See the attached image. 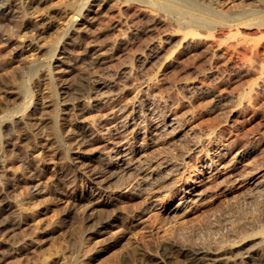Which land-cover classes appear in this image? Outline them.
<instances>
[{
  "label": "bare ground",
  "instance_id": "1",
  "mask_svg": "<svg viewBox=\"0 0 264 264\" xmlns=\"http://www.w3.org/2000/svg\"><path fill=\"white\" fill-rule=\"evenodd\" d=\"M48 1L0 0V21L3 22L7 17L11 21L12 19L10 17L18 9V11H21L19 13L29 17L42 4H47ZM87 1L68 0L64 4L68 10L62 7L63 10L58 8L59 10L53 11L54 13L51 12L52 14L50 15L53 17H58L66 13V11L70 12L67 16L68 23L65 26L66 35L74 29L75 24L78 22L77 20L80 19L79 15L86 8ZM120 1L115 2L118 7L114 9V13L108 19L111 27L120 28L121 31L115 41H112L113 43L106 48L105 51L107 53H112L115 49L117 50L119 47L124 46L125 43H128L129 40L133 39L141 31L140 26L137 27L135 24V26L131 23L123 24L122 21L124 19L122 14L124 13L122 12L130 7L128 3L132 0H125L128 2L125 7L119 3ZM134 1L139 3L158 2V6L162 10L169 12L173 16L177 27H168V29L166 28L151 37L145 42L142 49L135 54L132 61L120 62L114 68L105 66L98 74L85 75L87 77L85 79L83 77L84 74L80 77L77 75V77L73 80L70 79L68 82L65 90L67 95H72L74 99L78 97L77 95H83V104L80 103V106L77 105V107L75 105L77 103L74 102L77 111H79L78 113L83 110H91L95 111V113L94 115L91 114L92 118L87 125L85 123L68 125L65 127L66 130L62 129V134L64 135L63 131H66L69 138L78 145L92 140L94 136H98L104 142L103 147L99 149H90L89 151L85 150V152H81L87 158L86 164L83 160V163L77 162L74 155L69 158L66 147L62 146L66 140L63 141V136L60 135L59 120L66 118L64 115L71 113V111L68 112L70 107L64 106L61 101L60 90L58 91L56 87L50 64L47 63L48 65L46 64L44 67L41 63L28 65L29 81H31L32 75L35 74L37 84L44 85L42 86L43 88L47 86L48 93L41 102H36L34 100L36 98L34 97L35 93L29 94L26 81L21 80L18 83L17 91L23 94L22 99L27 102V105H23L24 107L21 110L25 111L28 108L27 106L34 102L32 105L33 109L27 114L34 115V113H37L42 119L39 121L49 119L52 122L51 132L55 138L53 139L56 140V143L59 142V144H56V148L55 150L53 149L54 152L52 153L53 155L61 153L63 155L61 157L65 159L69 158L68 163H71H69L68 167L66 165L65 167L59 165L61 168L59 167L58 174L61 180L62 178H67L66 176L70 172L68 171L70 169L76 171L73 173L74 178L77 175L79 177V174H83L87 178V183L92 184L89 193L85 195L84 199L87 201L86 210L89 211V220L95 219L94 221L98 224L96 227L92 221L93 225L89 223L91 225L89 227L93 226L92 228L95 230L106 228L109 224H112L113 218H115L116 202L125 197L144 195L147 200L138 212L133 213V217L147 208L162 212L165 218L169 220H172V218L178 215L184 216V214L190 211L200 210L203 212L202 222H192L193 224L190 222L191 224L189 226H186V223L185 226H180L171 233V241L168 247L169 252L173 256L172 259L175 260L174 263L230 264L226 262L227 257L230 258L232 255L236 256L237 253L239 254L243 251L241 247L237 250L234 247L239 246L247 238L255 236L261 237L257 239L258 242L264 240V213H262L263 209H261L264 206V134H257L245 143L236 144L235 141H226L225 138H221L222 130L219 124L215 125L216 123H212L202 127L189 126L187 121L193 118L194 115L192 112L191 114L178 113L176 111L178 103L175 102V104L172 101L170 103L168 99L169 95L166 96L163 94L164 88L168 89L171 81L169 82V86L162 85V91L157 89L158 84H160L159 80L163 82V76L159 77L154 72L151 73L152 70H149L148 66L159 61L161 64L165 54H168V51L173 52L177 47L187 48L195 43L197 45L198 42H211L209 45L212 48L211 56L206 58L205 65L202 67L199 75L209 81L211 79L221 80V66L218 67L217 65L216 67V65H212L215 64L212 63V60L222 55V52H217V50L220 48L224 36L234 37L235 41L232 43L233 45L229 46L231 52L228 50V54L229 52L230 54L222 64H224L223 66L225 68L227 67V72H229L227 74L228 76L233 74L237 77L248 76L249 78H247L248 80L246 82L244 81L245 83L243 82L244 84H241V87L238 86L240 88L235 93L228 91L219 93V95L215 94L216 96H214V100L219 105L226 106L227 104L226 108L228 110L226 112H228V115L226 120L231 125L232 122L236 121H234L236 115H234L235 109L232 106L228 108V104H244V106H247L252 96L260 97L264 95V62H256L253 56H244L245 50L249 51L251 55L258 54L259 47H262L261 44H249L248 42L251 41H249L250 39L248 37L252 33H264V15L252 14L249 9L250 7L246 8L247 6L245 7L243 4L232 11L224 9L221 6L220 0ZM89 2L91 3V1ZM262 2L264 3V0ZM133 9L135 11H145L151 23L162 21V18L152 10H146L141 7H135ZM24 16H21V18ZM95 16L94 14V18ZM125 18L127 17L125 16ZM22 21L24 22L23 19ZM46 22L40 20L38 25H43L45 27L44 30H46L51 26L46 25ZM81 24L82 28L87 27L86 24L82 22ZM22 25L24 24L22 23ZM123 25L124 27H121ZM148 27L151 26L149 25ZM197 27L204 29V36H201L196 31ZM33 28L35 27L33 26ZM10 29L4 22L3 24L0 23V33L5 35L4 39L11 38L13 31L11 32ZM78 30L74 29L72 33V35L75 34L73 36L75 42H80L83 39L82 34ZM208 37L211 38V41H204ZM58 41L59 39L55 40L48 46V49L44 50L51 55L54 54L58 46ZM173 42H178V45ZM33 43L28 42L24 45L33 51L39 47L37 43L35 45ZM16 47L19 51L18 54H21L22 50L19 49V45ZM36 50L39 52L42 48ZM98 60H100V57H97ZM223 70L225 71V69ZM39 71L41 73H38ZM132 78H136V82L138 80L137 87L127 100L122 101L121 97L130 88L131 84L129 85L128 82ZM186 78L188 79L190 76ZM186 78H181V80ZM164 79L166 78L164 77ZM201 79L199 81H182L176 87L180 92L182 91V94L187 97L186 99L194 95L202 96L209 93L210 90ZM217 80L215 82H218ZM224 80L222 79L221 81ZM164 93H167V91H164ZM24 95L26 97L28 96L27 99L25 98L26 100L24 99ZM68 98L65 99L67 100ZM71 99L73 98L71 97ZM107 106L110 109L103 110ZM0 111L2 110L0 109ZM23 111L21 113L24 115L25 112ZM46 111L50 113L48 117L43 116ZM239 111H241V108ZM22 116L16 118V120L12 119L14 120L13 122L12 120L10 121L12 122L9 127L11 129L10 131L27 129V126L30 128L38 124L37 121L34 122L36 119L31 122L30 120H24ZM39 116L37 115V117ZM3 119H7L6 114H0V121ZM222 122L218 123L222 124ZM33 128L27 130L28 135L35 136L42 133V141H48L50 139L47 136L48 131L45 130L46 132H43L41 129L39 132L38 130L41 127L37 131H34L36 129ZM42 128L45 129L44 127ZM7 135L5 133V138L8 136L11 137ZM23 137H26V135ZM5 138H2L0 131L1 189L5 188L6 185L9 186V184L12 186L19 185L17 184L18 180L19 182L27 183V187H31L37 179L34 176L35 172L31 163L27 160L20 159V163L24 171H26L24 178L20 179L15 174L12 175L13 171H11L12 173L9 176L6 175L4 162L8 154L6 155L4 153V148L9 142ZM39 145L41 146V144ZM49 148L51 147L49 146ZM192 155L195 156V161L193 160V163H189ZM59 160L57 162L61 161ZM63 163L66 164L64 160ZM82 164H85L84 168L81 167ZM188 169L189 173L186 174ZM72 180H76V178ZM217 195H220L219 199L213 201V197ZM0 201L1 205L6 209L11 208V204L3 201V198H0ZM17 209L19 210V208ZM23 209L25 210V208ZM124 214L127 217L129 216L128 212H124ZM100 215L105 216L104 220L96 221Z\"/></svg>",
  "mask_w": 264,
  "mask_h": 264
},
{
  "label": "rangeland",
  "instance_id": "2",
  "mask_svg": "<svg viewBox=\"0 0 264 264\" xmlns=\"http://www.w3.org/2000/svg\"><path fill=\"white\" fill-rule=\"evenodd\" d=\"M66 1L68 0H49L47 4H42L41 7L29 15V17L19 13L21 11H18V9L17 12H14L16 15L14 14L10 17V19H12L11 21L9 17L5 19L6 21L3 20L4 24H7L9 29L11 28V32L13 31L11 33V38H8L9 40L4 39L5 35L0 33V109L2 110L0 114H6L7 116L6 120L3 119L1 120L2 122L0 121V131L2 138H5V133L11 136L9 137L7 135L8 137L5 138L10 144L8 143L9 145L7 144L4 148V153L6 155L8 154L4 162V170L7 176L13 171L12 175L15 174L16 177L18 176V178L22 179L26 175V171H24L20 159L27 160L31 163L35 172L34 176L37 180H35L36 183L34 182L31 187H27V183L25 184V182L22 181L19 182V180L17 181L19 185H13L14 188L10 184L9 186L6 185L3 189L0 187V198H3V201L11 204V208L6 209L1 205L0 201V264H178V262L174 263L175 260L172 259L173 256L169 252L168 244L171 241V233L178 227L185 226L186 223V226H189L192 222H202L203 212L200 210L190 211L184 214V216L178 215L172 218V220H169L165 218L162 212L147 208L133 217V213L138 212L147 199L144 195L125 197L116 202L115 218H113L112 224H109L104 229L95 230L92 228L93 226L89 227V223L92 224L93 221L96 227L98 223L94 221L95 219L89 220V211L86 210L87 201L84 199L85 195L89 193L92 184L87 183V178L83 174H79V177L77 175V177H75L76 180H72L75 179L73 176V173L76 172L75 170L69 169L68 171L70 172L66 176L67 178H62V180L58 174L61 168L60 166H69L70 162L68 163V161L70 156L72 157V155H74L77 162H84L86 164L87 158L81 152H85V150L89 151L90 149H99L104 145V142L98 136H94L92 140L81 145L74 143L73 140L69 138L66 131H63L66 139L64 138L62 129L66 130L65 127L71 124L73 125L74 123H85L87 125L92 118L91 114L94 115L95 113V111L91 110H83L78 113L79 111H77L75 105L80 106V103H84L82 100L83 95H77L78 97L74 99L72 95L66 94L65 90L70 79L73 80L77 75H79V77L83 76L82 74H84L83 77L85 79L89 74H98L105 66L114 68L120 62L132 61L135 54L142 49L145 42L157 33L166 28L168 29V27H177V23L175 24L176 21L173 19V16L169 12L162 10L158 6V2L156 3L155 1L151 3H139L132 0L128 3L125 0H89L91 1L90 3L86 0V8L83 9L84 11L79 15L80 19L77 20L78 22L74 26L75 30L79 29L78 31L82 34L83 39L80 40V42H75V40H73L75 34L72 35L74 29L68 35L65 34V26L68 23L67 16L70 12L66 11L67 14L63 13L61 14L63 16L60 15L58 17L50 15L58 8L63 10L62 7H67L64 6ZM118 1H120L119 3L124 7L126 3L130 5L128 9L122 12L124 13L122 14L124 19L122 21L123 24H135L137 27L140 26L141 31L136 35L137 37H133V39L125 43L124 46L119 47L117 50L115 49L112 53H107L105 51L106 48L113 43L112 41H115L121 31L120 28L111 27L108 19L110 15L114 13V9L118 7L115 4V2ZM220 2L221 6L227 10H235L243 4L245 7L247 6L246 8L250 7L249 9L252 14L264 15V3L262 0H220ZM135 7L152 10L162 18V21L151 23L147 18L148 15L146 12L142 10L135 11L133 9ZM94 14L96 15L95 18ZM20 15L24 17L21 18ZM124 15L127 18H125ZM88 16L92 17L88 18ZM22 19L26 22L24 23ZM40 20L47 21L46 25L51 26L44 30L45 27L43 25H38ZM3 22L0 21L2 24ZM81 22L86 24L88 28L83 27V29ZM22 23L24 25H22ZM149 25L151 26L148 27L150 30L147 28ZM33 26L35 28H33ZM121 27H124V25ZM196 31H198L201 36L205 35V31L201 27H197ZM62 34L63 36H61ZM226 36H224L223 42L217 50V52H222V55L212 60V63H215L212 65H216V67L217 65L218 67L221 66L220 71L222 79L224 80L226 78V81H221L222 79H211L209 81L203 79L199 75L202 67L205 65L206 58L211 56L212 48L209 47L211 42H198L197 45H195V43L187 48L177 47L173 52L168 51V54H165V57L162 59L163 61L161 60V64L159 63L160 61L155 62L157 64H149L148 69L152 70L151 73L154 72L159 77L163 76V82L159 80L160 84H158L159 88L157 87V89L163 90V86H169L170 83L171 85L173 84L172 86L170 85L168 89L164 88L163 94L171 97L168 96L170 103L171 101L172 103H178V108L176 109L178 113L191 114L192 112L194 115L193 118L187 121L189 126L202 127L212 123H216L215 125L219 124L223 133H221L222 139L225 138L226 141L232 140L235 141L236 144H241L243 142L245 143L247 140H251L257 134H264V95L260 97L252 96L250 103L247 106L245 105L246 107L244 104H228V108L232 106L236 113H234V115H236L234 121H236L229 125L230 122L226 120L228 115V112H226L228 110L226 108L227 104L226 106H221L222 104L219 105V103L214 100V96L228 91L235 93L238 88L242 86L241 84H244L249 77H237L233 74H231V76L227 75L229 74V72H227L228 69L227 67L225 68L222 63L228 58L231 52L229 46L233 45L232 43L235 41V38L228 35ZM248 38L250 39L249 41H251L248 42L249 44H261L262 47H259L258 54L251 55L249 51L245 50L248 53L244 51V56H253L256 62H264V33H252ZM58 39V46L54 54L51 55L44 50L48 49V46ZM207 40L211 41V38L208 37L204 41ZM28 42H34V45L37 43L39 47L36 49L39 50L42 48V50L39 52H37L36 49L33 51L29 50L27 48L28 46L24 45ZM174 44L178 45V42ZM17 45H19V49L22 50L21 54H18ZM228 50L230 51L229 54ZM37 55L39 56L37 57ZM97 57H100V60L97 61ZM35 63H41L43 67L47 63L51 65L56 87L58 91H61H59L62 99L61 101L64 106L70 107L68 112L71 111V113L67 114L68 116L64 115L68 118H62L63 120L60 119L58 124V126H60V135L63 136H61L63 141L66 140L62 146L66 147L69 155V158L67 157L68 159L62 158L61 153L58 154L59 157L52 153L56 148V144H59V142L56 143L51 132L52 122L49 119L39 121L42 119L37 113H34V115L27 114L33 109L32 105L34 102L33 104H29L25 111L21 110V108L27 105V102L22 99L23 94L17 91L18 83L21 80L26 81L29 94L35 93L33 94L34 97H36L34 98L36 102H41L48 93L47 86L43 88L42 86L44 85L37 84L35 74L32 75L30 79L33 83L29 81L30 75L28 69L31 64ZM25 64L29 66L25 67ZM223 69H225L226 73ZM38 73H41V71ZM195 74L197 75L195 76ZM188 76H190V78L192 77V79H187L186 77ZM181 78H186L187 80H181ZM199 79L203 80L209 87V93L202 96L194 95L186 99L187 97L176 87L179 82L189 80L199 81ZM216 80L218 82H215ZM207 81L208 83H206ZM137 82L136 78H132L131 81L129 80L128 83L129 85L131 84V89L129 88L122 95V101L130 97L131 93L137 87ZM164 91H167V93H164ZM27 97L24 95V99H27ZM71 97L74 100L71 99ZM65 98L68 99L66 100ZM70 104L72 105L70 106ZM240 108L241 111L244 112L239 111ZM109 109L110 107L108 106L103 108V110ZM21 111L26 114L24 113L23 115ZM36 114L40 118L37 117ZM20 115H23L22 117H24V120H30L31 122L36 119L34 122L37 121L38 124L33 125L34 128L33 126L30 128L27 126V129L10 131V124L16 120V118L21 117ZM49 115V111H46L43 116L48 117ZM224 116H226L225 119ZM11 120L12 122H10ZM218 122H222V124ZM32 128L36 129L34 131L40 128L38 130L39 132L41 129L43 132L48 131L47 136H49L48 138L50 139H48V141H42V133H39L41 134L40 136L39 134L35 135L36 137L28 135L29 133L27 130ZM8 132L11 133L9 134ZM25 135L26 137H23ZM39 144H41V146ZM49 146L51 148H49ZM77 156L78 158H76ZM57 160L61 163L57 162ZM63 160L66 164L63 163ZM193 160L195 161V156L192 155L189 159V163H193ZM85 164H82L81 167L84 168ZM188 173L189 169L186 174ZM219 197L220 195L213 197V201H217ZM16 207L19 208V210ZM23 208H25V210ZM261 209H263L262 213H264V206ZM124 212H128V214L129 212L132 213L127 217ZM104 215L97 217V219H99L96 221H103ZM260 238V236L247 238L244 241L245 243L242 242L239 246L234 247L235 250L240 247L242 248L241 250L243 251L240 252L241 255L237 253L236 256L232 255L230 258L227 257L226 262L230 264L232 262V264H264V240L258 242L257 239ZM243 247L246 248L243 249Z\"/></svg>",
  "mask_w": 264,
  "mask_h": 264
}]
</instances>
